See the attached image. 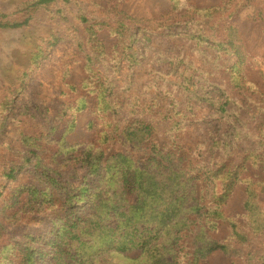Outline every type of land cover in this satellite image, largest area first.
<instances>
[{"label": "trees", "instance_id": "trees-1", "mask_svg": "<svg viewBox=\"0 0 264 264\" xmlns=\"http://www.w3.org/2000/svg\"><path fill=\"white\" fill-rule=\"evenodd\" d=\"M124 1L18 0L0 11V30H16L37 15L69 21L75 7L78 49L63 71L66 101L20 111L27 124L54 109L65 125H18L21 149L1 176L28 180L0 191V264H210L217 254L264 264V51L232 31L244 12L264 31V0H169L157 17ZM63 39L43 36L38 54ZM150 51L162 60L144 63ZM19 55L4 57L19 69L0 98V147L26 86ZM82 112L91 139L71 142Z\"/></svg>", "mask_w": 264, "mask_h": 264}, {"label": "rangeland", "instance_id": "rangeland-1", "mask_svg": "<svg viewBox=\"0 0 264 264\" xmlns=\"http://www.w3.org/2000/svg\"><path fill=\"white\" fill-rule=\"evenodd\" d=\"M17 1L18 0H0V11H12ZM190 1L200 6H211L221 3L222 0ZM182 3L183 5H188L187 0H184ZM122 6L127 12L135 16L157 17L170 8V2L169 0H125ZM75 11V7H70L69 21L60 22L58 19L52 21L50 18L47 19L44 15H37L28 27L16 30H0V98L5 93L8 84H10L9 81L11 78L14 79L18 76V73L16 72L18 71L19 66L16 58L20 56L19 54H21L22 57L26 59L23 70L19 72L22 73L23 77L26 79V86L21 95L17 98L15 111L11 116L12 119L9 121V126L1 138L0 191H6L14 184L28 180V175L25 174V172H22L16 181L3 179L1 176V170L4 168L5 164L14 159V155L19 153L21 149L19 147L20 130L18 125H30L28 129L32 131L33 129L39 128L47 129L49 125L53 124L57 125L59 129L62 125H65L64 121L61 122L57 119L51 118V115L54 113V109L50 114H36V117L28 121L27 124L25 123L26 119L22 120L23 118H21L19 114L24 105L28 103L27 101L30 100L40 103L41 101L48 102L52 98L55 99L54 106H56V101L59 103L66 101L64 98L65 95H63L61 91V87L63 86V71L64 67L67 65L66 63L72 60L70 59L71 55L78 52L76 42L73 39V34L77 27L75 26L73 28L70 24L71 21L72 24L75 23L72 16ZM238 21L239 22L234 23L232 27L233 34H235L238 30L241 31L245 37H249V42L253 50L264 51V31L255 25L250 18V13L244 12ZM78 29H80V27ZM52 31H56L57 34H61L65 37V39L61 40L57 45L51 47L50 49H47V56L42 58V56L38 54L41 43L40 38H43V36H50ZM154 40L155 43L162 48L166 47L165 44L167 45V43H164L162 40L158 41L156 38H154ZM13 52L16 54L15 60L17 63L13 62V65L8 67L5 64L4 57L6 56V53L13 54ZM149 53L150 56H147L148 58L144 60V63H147L150 58H152L153 61L162 60L152 51ZM71 65L73 69L71 78L74 80L81 79L84 76V69L81 66L82 64H75L73 61ZM142 69V66L135 69V79L137 82H140L141 79L147 77L144 75V71H140ZM141 75H144V77L141 78ZM68 117L69 115L66 116V118ZM90 117L91 116L87 112H82L77 115V122L79 126L75 129V131L68 135V139L71 142L91 139V134H89L86 129ZM215 126L216 128L218 127V125ZM201 130L203 134L204 129ZM210 264L232 263L230 257L223 254H217L211 258Z\"/></svg>", "mask_w": 264, "mask_h": 264}]
</instances>
